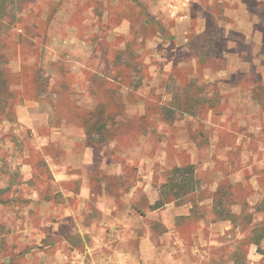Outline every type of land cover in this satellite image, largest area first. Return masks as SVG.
I'll return each mask as SVG.
<instances>
[{"label":"rangeland","instance_id":"1","mask_svg":"<svg viewBox=\"0 0 264 264\" xmlns=\"http://www.w3.org/2000/svg\"><path fill=\"white\" fill-rule=\"evenodd\" d=\"M0 15V264H264V0ZM182 164L197 190L155 208Z\"/></svg>","mask_w":264,"mask_h":264},{"label":"trees","instance_id":"2","mask_svg":"<svg viewBox=\"0 0 264 264\" xmlns=\"http://www.w3.org/2000/svg\"><path fill=\"white\" fill-rule=\"evenodd\" d=\"M2 72L3 71L0 69V78ZM5 85L6 79H0V86L5 87ZM106 110L107 109L105 108L104 112H107ZM104 126H106L105 123H102L99 128L101 129ZM198 183L199 179L196 175L195 167L193 164H182L180 166H173L168 171L167 181L162 185V187L168 188L167 191H165L167 192L166 194L168 196H162L161 192L160 199L157 201L155 208L171 200L179 199L195 192L197 190ZM6 190L8 189H0V194L2 192H6ZM12 198H14V196ZM161 199H163V201ZM6 202L7 201L5 199L0 197V204H4ZM220 216L221 219H229L231 221H234L235 218V216L231 213H220ZM250 232L249 237H247V239H242L241 242L243 243V245L254 244L258 248H260V244L264 240V225L257 224L252 227Z\"/></svg>","mask_w":264,"mask_h":264},{"label":"crops","instance_id":"3","mask_svg":"<svg viewBox=\"0 0 264 264\" xmlns=\"http://www.w3.org/2000/svg\"><path fill=\"white\" fill-rule=\"evenodd\" d=\"M168 203V202H167ZM224 221H230V222H233V221H231V220H229V219H224ZM249 245H254V244H249ZM252 248V247H251ZM174 252H176V251H171L169 254H171L172 255V253H174ZM129 258H130V256H129ZM129 262H130V260H129ZM125 264H130V263H128V261L127 262H125ZM143 264V263H142ZM164 264H182V262H176V258H175V256H170V258H169V261H166V262H164Z\"/></svg>","mask_w":264,"mask_h":264}]
</instances>
